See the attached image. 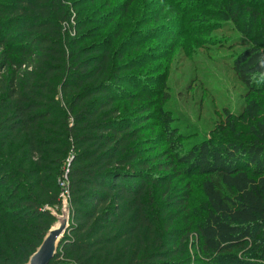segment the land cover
I'll use <instances>...</instances> for the list:
<instances>
[{
    "label": "trees",
    "instance_id": "16d2710c",
    "mask_svg": "<svg viewBox=\"0 0 264 264\" xmlns=\"http://www.w3.org/2000/svg\"><path fill=\"white\" fill-rule=\"evenodd\" d=\"M97 3L0 0V264H28L56 225L65 173L69 227L50 264H182L188 237L177 239L176 214L161 212L188 201L166 190L167 173L194 170L205 176L206 214L189 230L208 261L237 259L248 247L264 258L256 235L264 234V123L224 151L209 142L180 150L171 140L170 156L152 152L144 132L151 91L136 69L153 60L130 44L150 22L142 15L140 27L114 31L104 23L117 6ZM231 65L247 86L264 81L257 46ZM248 110L256 117L259 107Z\"/></svg>",
    "mask_w": 264,
    "mask_h": 264
},
{
    "label": "rangeland",
    "instance_id": "374dc122",
    "mask_svg": "<svg viewBox=\"0 0 264 264\" xmlns=\"http://www.w3.org/2000/svg\"><path fill=\"white\" fill-rule=\"evenodd\" d=\"M104 1L117 6L113 20L104 23L109 29L138 28L143 24L138 22L142 15L150 22L144 27L148 31L144 37L130 44L140 46L136 53L146 50L143 56L153 60L140 63L136 69L148 76L142 79L151 91L144 101L153 117L144 132L152 138V152L168 153L171 140L180 150L209 142L224 151L232 143L239 145L253 139L256 124L264 123V81L260 78L253 87L245 85L231 62L251 46L264 51V0H98L94 7ZM68 6L72 7L70 2ZM72 12L71 25H75L77 10ZM69 29L75 35V30ZM252 101L259 107L256 117L248 110ZM176 166L178 170L184 168L178 163ZM167 174L171 180L166 190L172 191L175 198L180 194L188 197L186 207L179 205L172 210L165 205L161 212L163 216L176 214L171 230L177 239L188 237L182 245V264H264V258L250 255L249 247L237 259L210 263L189 230L206 214L202 191L205 176L197 170ZM65 216L69 224L68 204L57 213L53 228ZM256 235L264 237L261 232Z\"/></svg>",
    "mask_w": 264,
    "mask_h": 264
},
{
    "label": "water",
    "instance_id": "95a60500",
    "mask_svg": "<svg viewBox=\"0 0 264 264\" xmlns=\"http://www.w3.org/2000/svg\"><path fill=\"white\" fill-rule=\"evenodd\" d=\"M68 227V216H65L58 227L48 232L40 247L30 257L28 264H50L57 254L59 244Z\"/></svg>",
    "mask_w": 264,
    "mask_h": 264
},
{
    "label": "built area",
    "instance_id": "2783aa9c",
    "mask_svg": "<svg viewBox=\"0 0 264 264\" xmlns=\"http://www.w3.org/2000/svg\"><path fill=\"white\" fill-rule=\"evenodd\" d=\"M60 187L62 188L61 198L63 200V204L67 205L69 198L67 173H65L64 177L60 180Z\"/></svg>",
    "mask_w": 264,
    "mask_h": 264
}]
</instances>
